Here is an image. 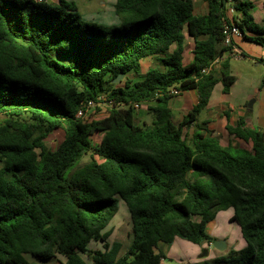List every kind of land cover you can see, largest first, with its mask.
Listing matches in <instances>:
<instances>
[{"label": "trees", "instance_id": "obj_1", "mask_svg": "<svg viewBox=\"0 0 264 264\" xmlns=\"http://www.w3.org/2000/svg\"><path fill=\"white\" fill-rule=\"evenodd\" d=\"M206 1L197 15L193 0H115L120 26L110 29L84 21L73 0H0V264H30L26 254L60 264H88L85 256L93 264H162L161 244L176 237L215 241L206 226L228 208L246 246L190 264H264V132L245 116L227 125L245 146H224L203 129L189 140L185 131L217 82L224 92L235 82L227 59L203 72L226 50L224 23L263 46L264 27L251 0ZM232 7L238 15H229ZM185 31L195 39L187 65ZM154 55L162 68L129 78ZM172 86L198 92L179 123ZM102 95L114 101L106 116H77ZM147 101L155 102L148 106L154 119L141 125L134 104ZM58 128L65 136L51 149L46 138ZM120 199L132 222L121 256L122 243L110 242L107 229ZM92 241L104 249H89Z\"/></svg>", "mask_w": 264, "mask_h": 264}, {"label": "crops", "instance_id": "obj_2", "mask_svg": "<svg viewBox=\"0 0 264 264\" xmlns=\"http://www.w3.org/2000/svg\"><path fill=\"white\" fill-rule=\"evenodd\" d=\"M52 1L54 3L57 2V0ZM251 1H253L255 4L252 11L254 19L258 24L264 27V0ZM193 3L195 14L201 15L206 13L208 9V3L206 0H193ZM230 10H232V13H230L229 11L230 16L234 14L238 15L237 11L233 7L230 8ZM114 21L117 24L119 23L118 19ZM206 37L207 36L203 35L200 38L205 39ZM234 40L237 47L241 49L244 54L241 60H234L233 58L227 59L228 71L231 75H234L235 82L230 87L228 92H224L222 82H217L211 93L207 107L198 115L197 119L193 121L190 125H188L185 129L189 140L192 139L197 129H203L202 131H204L205 134H210L211 136L219 137L220 143L224 146L229 144L245 146L246 143L242 139L234 137L227 130V125H237L240 117L242 116L246 117L249 126L259 128L264 132V73L260 72V74L255 75L252 72L253 69L241 67L234 68L233 65L234 61L245 62V60H250L257 66L264 64V46L256 42L246 40L242 36L235 37ZM194 51V37L189 35V33L185 34L184 53L182 60L184 65H187L193 61L195 55ZM146 59L147 70L144 74H140L138 77L145 75L147 71L152 67L162 68L160 66L161 64L159 62L158 56H148L146 57ZM143 60L141 61V69L143 65ZM221 66L222 65L220 63L217 66V69H219V67ZM134 80L138 79L136 78ZM252 100L253 104L250 107L249 103ZM144 103L146 105L143 108L142 106L144 105ZM144 103H140L139 109H143L141 111V114L146 111L149 112L148 106L150 104H155L154 101H147ZM197 103L198 92L196 89L182 91L179 95L173 96L169 100L173 120L177 123L183 121V119H185V117L192 111V109ZM202 113L203 116L201 117ZM232 215L233 213L230 215V219ZM206 230L215 239H223L226 242V248L224 250H219L215 248L212 243H206L208 246L207 248H204L206 249V254H203L202 251L200 256L196 258H189L188 263H195L203 261L205 259H211L216 256L225 254L231 248L241 249L246 246V241L244 237H242V239L238 235L235 236V238H230L229 236H226L223 233L221 234L217 228V217L208 222ZM56 260L58 259L55 258L54 261ZM57 263L60 264V262Z\"/></svg>", "mask_w": 264, "mask_h": 264}, {"label": "rangeland", "instance_id": "obj_3", "mask_svg": "<svg viewBox=\"0 0 264 264\" xmlns=\"http://www.w3.org/2000/svg\"><path fill=\"white\" fill-rule=\"evenodd\" d=\"M50 5H55V3L52 0H46ZM75 4L78 7V10L80 14L82 15V19L87 22H96L100 24H104L105 26H108L111 28L113 27H119L120 24L115 23L114 20L118 19L117 15L114 11V2L115 0H73ZM230 13H232V10H230ZM185 34H188L187 31ZM241 58H233L234 60H241ZM146 58L143 60V65L140 74H144L147 70L146 65ZM233 60V61H234ZM234 68H249L253 69V74L258 75L260 72L264 73V64L261 65H255L250 60H245V62H233ZM139 75H135L131 73L129 75L132 79H142V76L138 77ZM221 83V82H220ZM222 85V84H221ZM146 104L142 106L144 108ZM143 109H137L134 112V116L136 118L137 123L143 125V124H151L154 115L151 112H144L141 114V111ZM142 116V117H141ZM203 116V113L201 114V117ZM91 120L98 119V116H92ZM102 118V117H101ZM4 119V115L0 114V122ZM90 120V117L89 119ZM65 136V132L62 128H58L55 131H53L47 138H46V144L51 149H56L58 145L63 141ZM102 135L99 133H95L92 137L93 141L96 143H99L101 140ZM90 160V156L86 155L82 158L79 165H82ZM233 213L232 208L219 210L216 213L215 218L217 217V228L218 231L222 234H225L226 236H229L230 238H235V236H238L242 238V234L239 228V225L230 219V215ZM131 216L130 212L128 210V207L126 203L120 199L119 201V210L116 213L115 217L109 224L107 229L112 230V234L110 236L109 241H120L122 243V247L120 250V256L125 253L127 248L130 245L131 242ZM217 237V236H216ZM243 239V238H242ZM217 240V239H215ZM223 240V239H222ZM207 244H194L192 242H189L188 240H185L180 237H176L175 240L171 244L163 243L161 244V250L165 253L166 257L163 259V264H190L188 263L189 258H196L200 256L204 248H207ZM89 249H104L103 244L101 242H95L92 241L89 244ZM26 259L29 261L30 264H58V260L54 261L49 260L46 262H41L36 257H34L31 254L25 255ZM58 257L62 260L65 259L64 256L58 254ZM88 264H93L91 260L87 258ZM56 262V263H55Z\"/></svg>", "mask_w": 264, "mask_h": 264}, {"label": "built area", "instance_id": "obj_4", "mask_svg": "<svg viewBox=\"0 0 264 264\" xmlns=\"http://www.w3.org/2000/svg\"><path fill=\"white\" fill-rule=\"evenodd\" d=\"M224 40L223 46L226 49L219 57L213 60L209 67L203 69V72H207L212 68L217 67L222 61L228 58H241L244 56L241 49L233 43L235 37H241L242 32L238 26L224 23ZM170 94L179 95L182 91L178 86H172L169 89ZM114 104L112 99H106L104 95L100 96L97 101L90 99L86 101L79 109L77 116L84 121H90L92 116H98V119L108 114L109 108ZM134 107L139 109L140 103H135ZM99 108V109H98ZM90 117V120H88Z\"/></svg>", "mask_w": 264, "mask_h": 264}, {"label": "water", "instance_id": "obj_5", "mask_svg": "<svg viewBox=\"0 0 264 264\" xmlns=\"http://www.w3.org/2000/svg\"><path fill=\"white\" fill-rule=\"evenodd\" d=\"M123 77H124V74H120L117 78L113 80V83L115 84L119 83L123 79ZM252 104H253V100L250 101L249 106L251 107ZM212 245L219 250H224L226 248V242L222 239H217L213 241ZM203 254H206V249H203Z\"/></svg>", "mask_w": 264, "mask_h": 264}]
</instances>
